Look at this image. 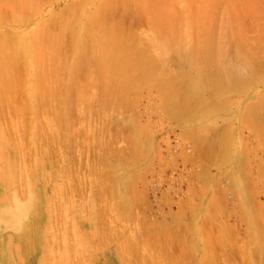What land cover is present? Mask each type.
Segmentation results:
<instances>
[{
  "label": "bare ground",
  "instance_id": "obj_1",
  "mask_svg": "<svg viewBox=\"0 0 264 264\" xmlns=\"http://www.w3.org/2000/svg\"><path fill=\"white\" fill-rule=\"evenodd\" d=\"M141 98L207 164L159 221ZM245 127L264 149V0H0V264H264Z\"/></svg>",
  "mask_w": 264,
  "mask_h": 264
},
{
  "label": "rangeland",
  "instance_id": "obj_2",
  "mask_svg": "<svg viewBox=\"0 0 264 264\" xmlns=\"http://www.w3.org/2000/svg\"><path fill=\"white\" fill-rule=\"evenodd\" d=\"M153 94L155 95V92H153ZM141 99L142 100H140V103H143L145 105V107L147 108V110H148L147 111V116L151 119V121L157 122L159 124L158 126L160 128H162V129H159V127H157L159 129L157 131L160 132V133L157 132L158 134L156 133L154 135V140H153L154 144H157L158 148H160L159 152L161 153V156L163 158L165 156V158L167 159V157L169 156L168 154H173L174 155V162H172V166H170V165H167V166L165 165L164 166L163 164H159L160 162L158 161V157L160 158V154L157 153L156 157H153L154 159H152L153 169H152L151 173L147 172L148 174L145 173L144 175H142L143 176L142 179L140 178L138 180V184H137V187L143 185L144 186L143 189L144 188L146 189V190L145 189L144 190H145L146 198H147V201H148L146 203V205L143 204L144 207H141L140 211L144 212V213H147L145 215L147 217L149 216V219H152V220L158 219V221H159L160 213H164V212L166 213V211H168L169 209L172 210V211H174L175 209L177 210V208H178V203L177 202L179 200L178 198L183 199V197L186 196L185 194H188L190 192V190H187V186H188L189 183L193 184V185L195 184V186L198 184V182L194 178V175H193L192 171H194V172L198 171V170L201 169L202 164L205 165V166H207V164H206V162H204L203 157L201 155H199L198 152H197L198 155H194L193 148H192V145L189 142V140H184V139L179 137V134H180L179 127L169 123L168 120L164 117V114L161 111H159V110L156 111L155 109L151 110L154 107V102H153L154 98H150L149 100L143 99V98H141ZM96 105H97L96 101H94L92 103V106H96ZM239 133L242 134V136H244L245 138H247L249 136L248 139H250V140L252 139L251 141L249 140V146H250V151L251 152L248 153L247 159L249 161L248 165L250 166L251 170L255 171V169L257 168L259 163L260 164L264 163V149H260V146L263 147V145L260 142V140L257 141L255 138H253L252 131L249 130L248 128L245 127V128L239 129ZM156 139H157V141H156ZM162 139L168 141L167 142L168 145ZM117 142H118L119 145L115 144L116 147L124 148V146L125 147L127 146V145H124V144H126V142L123 143V144H122L121 140H118ZM250 142H252V143H250ZM181 149H182V151H181ZM261 151H263V152H261ZM179 152L187 154V155L188 154H190V155L192 154L194 158L191 161L189 160V158L188 159H183V157L181 155H179ZM90 155H91V153L89 152L88 153V157H87L88 161L91 160V156ZM53 158L55 159L56 157L53 156ZM87 159L85 161V167L83 165L84 168H86V165L88 164ZM200 159H203V160H200ZM200 161L201 162L203 161V163H201ZM253 165H255L254 168H252ZM225 166L228 168L227 169L225 167V171H228L232 167L231 164H229V163L225 164ZM84 168H82V172H83V170H85ZM263 173H264V171H263ZM263 176L264 175H262L261 178L258 181V183L259 184L261 183V184L260 185L258 184L256 187H257V189L259 191V193L257 195L258 196L257 199L259 198L260 203H263V205H264V181H263L264 177ZM223 178L221 180V184L220 183L219 184L227 186V180H224L226 178H224V179ZM262 178H263V180H261ZM260 180H261V182H260ZM262 182H263V184H262ZM261 185H262V187H261ZM219 187L222 188V186H219ZM67 191H68V188H66L64 193H67ZM78 194H80V196H81V198L79 196L80 202L83 205H86V202L88 201L89 196H88L87 193H86L87 195L85 194L84 188H82V191L79 190ZM65 196H66L65 197L66 200H68L69 198L67 196H69V195H65ZM164 196L165 197L166 196L170 197L171 201L173 199H175V200L172 201V203H171V201H169V203H170L169 207H168V203L167 202H166L167 204L164 203L165 201L163 202ZM227 196H229V195H227ZM85 198L87 200H85ZM200 198H198V199L201 200V202H200V200H199V202L201 204H203V199L204 198H202V197H200ZM194 199H195V201H198V199H196V197H194ZM54 200L57 201L58 199H55V196H54V199H52L50 202H52V204L53 203L55 204L56 202ZM66 200L64 199V201H66ZM149 204L152 205V206H149ZM158 210H159V212H158ZM141 212L139 214H141ZM198 214L200 216L201 213H197L196 216H198ZM196 216H195V218H196ZM200 217L197 220L199 222H200L199 219H201ZM187 219H188V217H187ZM229 219H230L229 220V224L232 225V224L235 223L234 224L235 227L240 228L241 233L244 234L245 232H247L246 231L247 230L246 226L244 228L245 224L243 225L241 223V225H240L239 224L240 221L238 220L239 218H236V216L233 213L231 214ZM238 224L240 225V227L238 226ZM55 227L57 228V225ZM49 239H51V238H49ZM49 241L50 242L48 243V245H50V247H52L54 249L56 247H57L56 249L59 248L60 240L58 238H56V240H52L51 239ZM112 245L113 244H111V243L107 244V247L109 246V250H108V248L106 249L107 253L109 251L111 252V249L113 248ZM101 257H102V255H101ZM89 259H90V257L87 254H85V255H83L81 257L80 261L83 264H85V263L86 264H92V262H90ZM220 264H223V263H220Z\"/></svg>",
  "mask_w": 264,
  "mask_h": 264
}]
</instances>
